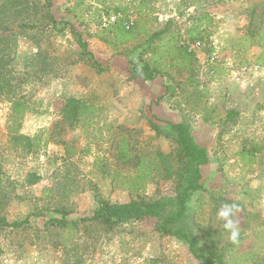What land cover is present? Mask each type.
<instances>
[{"label":"rangeland","instance_id":"rangeland-1","mask_svg":"<svg viewBox=\"0 0 264 264\" xmlns=\"http://www.w3.org/2000/svg\"><path fill=\"white\" fill-rule=\"evenodd\" d=\"M120 20L144 32L118 44ZM154 60L155 80L131 70ZM71 99L90 107L82 120L65 116ZM182 123L209 158L188 201L199 247L264 264V0H0V219L25 222L0 227V264H200L156 218L91 220L104 201L177 198ZM224 204L237 205L235 243Z\"/></svg>","mask_w":264,"mask_h":264},{"label":"trees","instance_id":"trees-1","mask_svg":"<svg viewBox=\"0 0 264 264\" xmlns=\"http://www.w3.org/2000/svg\"><path fill=\"white\" fill-rule=\"evenodd\" d=\"M109 30L114 32L115 35L113 38L116 39L117 43L123 45L131 43L137 38V36L144 32L139 31V28L135 23L129 24L123 20L110 25ZM164 33L165 31L155 33L151 37V40L155 41ZM199 35L190 37V42L202 41L203 37ZM172 52L175 53L174 59L180 61L181 65L185 66L187 63L193 64L194 53L190 51L189 48L176 46ZM157 62L158 60L152 62L132 63L131 70L141 79L155 80L159 75L163 74L161 70L158 71L156 65ZM96 64L98 65V63H94V65ZM23 106L24 103L20 100H15L13 102V109L18 117L22 116L21 111ZM89 109L90 107L86 106L83 101L71 99L65 109V116L68 119L77 121L82 120L83 117H85L86 111ZM171 127L176 135V141L179 144L177 155L182 165L180 172L183 177V189L177 198L172 200V198L168 197L156 203L138 200L123 205L111 204L109 201H104L101 203L98 212H96L91 220L112 228L119 223L128 220L146 216L153 217L158 219V229L162 234L174 235L184 239L189 245L191 254L200 262V264H224L220 255L214 254L213 257H209L207 253L199 247V242L193 235L192 227L187 222L189 216L187 214L189 211L188 201L194 192L203 189V185L200 183L202 180L200 170L209 162L207 151L198 146L184 123L172 125ZM120 152L121 155L119 158L122 161H126L131 157V155L127 154V149L124 146ZM136 178H139V175H137ZM167 204L174 205V207H176L175 210L168 212ZM52 222H57L61 227L69 224L74 226L78 225V222H68L64 219L52 220ZM24 223L25 222L23 221L9 224L4 219H0V227L18 228Z\"/></svg>","mask_w":264,"mask_h":264},{"label":"clouds","instance_id":"clouds-1","mask_svg":"<svg viewBox=\"0 0 264 264\" xmlns=\"http://www.w3.org/2000/svg\"><path fill=\"white\" fill-rule=\"evenodd\" d=\"M237 205L224 204L218 212V219L223 221V228L229 234V239L235 243L239 238V226L233 219Z\"/></svg>","mask_w":264,"mask_h":264}]
</instances>
